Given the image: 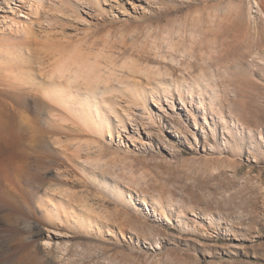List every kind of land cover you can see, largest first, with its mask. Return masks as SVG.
Returning a JSON list of instances; mask_svg holds the SVG:
<instances>
[{"label": "rangeland", "instance_id": "obj_1", "mask_svg": "<svg viewBox=\"0 0 264 264\" xmlns=\"http://www.w3.org/2000/svg\"><path fill=\"white\" fill-rule=\"evenodd\" d=\"M6 1L16 2L0 0L1 9ZM26 1L42 7L39 22L35 10L21 17L36 32L31 44L40 34L59 48L51 66L75 62L81 80L115 90L106 125L61 119L54 138L40 136L36 94L0 90L20 135L17 146L0 139V174L15 181L0 175V264H264V11L255 0ZM9 20L0 44L26 45ZM27 55L11 79L25 80ZM170 93L174 111L152 106ZM142 114L153 122L141 124Z\"/></svg>", "mask_w": 264, "mask_h": 264}, {"label": "bare ground", "instance_id": "obj_2", "mask_svg": "<svg viewBox=\"0 0 264 264\" xmlns=\"http://www.w3.org/2000/svg\"><path fill=\"white\" fill-rule=\"evenodd\" d=\"M6 2H7L6 5H7V7H9V9L7 10L5 8L4 9L0 8L1 11L3 12V13H0V22L1 23L3 22L6 24V20L8 19V17H10V20L11 19L13 20L12 22L9 20L11 22L9 24L10 34H14V38H15V36L20 35V34L17 35V32L18 33H20L19 31H22L23 33L25 32L23 37L26 41V45L23 46V45H21V42H16L18 39L15 42H13L14 40L11 41L12 43L10 42V46H8V47H7L8 44L6 46H4L5 44L4 45L0 44V50H1L0 52L5 54V58L3 55H2L3 58H0V90L1 91L2 90L11 91V92L12 91H20V92H27V93L30 92V95L36 94V96H38V98L42 102V108H43V112H44L43 113L42 111H40V114L42 115L41 116L42 117L41 122L46 128H49L48 131L44 130L46 128H42V130H40V133H41L40 136H45V137H49V138L56 137L55 135H57V133L61 132L60 131L61 130L60 129L61 128L60 120L61 119H65V120H68L70 122L71 121L77 122L79 124H82L83 126L93 128L96 130H98L100 127L102 128L105 124L103 119L107 118L105 112L103 111V106L106 108L108 107V109L111 108V106H110V102H111L110 96L111 95L109 96L108 95L109 92L107 94V91L112 92L115 90V88H112V86H108L106 83L107 81L104 82V84L102 85V82L105 81V79L102 81L100 79H98L93 84H89L87 82H84L83 81L84 77L82 80L80 79L81 72L83 73V71H82L83 68L81 69L80 66L76 67L77 63H75V62H74V64H76L75 66L73 64L71 66L68 63L66 65L63 63L57 64V61L59 60L58 59L57 61L53 62V66H51L52 63H50V61L56 60L54 58L56 57V54L57 55L59 54L58 53L59 48H57L55 46L56 43H54L52 41L53 38H52V40H50L51 39L50 37H48V38L46 37L48 40L46 39V41H44V40H42L44 35L42 37H40V34H39V37L42 39L38 40L39 37H36L38 40V41L36 40V45H34L35 43L31 44V42L34 41L36 32H33V30L28 26V24H25V22L21 18V17H24L28 20H31V17L34 16L35 11H36L35 13H37V14L33 18H37V19L40 18V17H38V15H39V10L42 7L40 9H38V7H36V10H35L33 4L31 2L27 3L26 0H16V2H14V5H12V6L9 4L8 1H6ZM255 2L257 3L259 9L264 11V5L262 3V0H255ZM38 3H40V2H38ZM36 4H34V5H36ZM9 13L14 15V17L10 16ZM40 14H42V13H40ZM15 17L19 18L17 20V22L19 23V26H16V24H15L14 25L15 29H14L13 23H16ZM34 20L39 22V19L38 20L34 19ZM34 20H32V21H34ZM38 25L40 26V24H38ZM1 31L3 32V29ZM40 31H41V33H43L42 30H40ZM47 33H48V31H47ZM47 36H49V35H47ZM10 38H12V36ZM25 41H23V42H25ZM18 47H20V48L17 49ZM21 49H26V52L29 53V55H27L28 60L26 61L27 64L25 66V69L23 68L26 71L25 75L27 74L26 77L23 74L25 77V80L23 82L22 81H15L16 79H11L12 76H10L12 73H15L17 75L22 70L23 66L21 67V65H19V64L16 65V63L20 62V61H18V60H20V59H18V56L21 54ZM258 49L264 52V34H263V38H261L259 41ZM255 53L258 54V52H255ZM1 54H0V56H1ZM256 54H253V55L256 56ZM257 56H259V55H257ZM58 58H60V57H58ZM33 62H35L36 66H37L36 68L38 69V72L33 69V64H32ZM21 64H24V63L22 62ZM78 65H79V63H78ZM93 79H95V78H93ZM118 89H121V88H118ZM141 89L139 87H137V89L135 90L136 93L134 95L132 94L133 98L137 102L139 99L145 98L144 93ZM125 92L127 94V91H125ZM164 92H165V90L163 91V93ZM121 93H122V91H121ZM162 96L164 98L166 97V99L161 98V95H159V94H156L155 97H152V103H151L152 106H154L157 109H162V110L166 111L165 110V104H166V106H168V108H170L172 111H174V106H172V103H167L169 101L167 99V97L171 98V93H170V95L164 94ZM183 100L184 99H182L181 104L183 106H186V104ZM201 103H202V101H201ZM201 105L204 106L203 103L200 104V106ZM3 113H4V110L2 107V108H0V139L4 140L5 143H7V144L8 143H15L19 139L20 135L17 134V130L15 129V126L13 125V123H11L12 121H10V119L5 118ZM164 115L169 116L170 118H173V114L168 115L167 113H164ZM142 116H143V114H142ZM142 116H141V118L139 117L137 119L139 122L141 121V124L143 123V125H145L146 122H150V124L153 122V121H151L152 120L151 117L150 118L148 117V119L145 120L146 117H144V116L142 117ZM133 119H134V117H133ZM39 122H40V120H39ZM239 123L243 124V122H241V119H240ZM260 125H261L260 123H255V126L258 129L260 128ZM37 128H39V127H37ZM133 128L131 130L135 131ZM248 128L251 131L254 129L256 130V128L253 126H249ZM135 132L138 133L137 130ZM259 134H260L259 140H263L264 139L263 133L260 131ZM108 135L111 136L110 130L108 132ZM16 146H17V144H16ZM18 146H19V144H18ZM16 148H18V147H16ZM13 153L10 152V154H13ZM30 153H32V152H30ZM11 156H13V155H11ZM15 157H16V155H15ZM2 174H4V173H2ZM2 174H0V175L2 176ZM3 176H4V178L1 177L2 179H4V180L8 179L9 182H15V181H12L14 174L9 172V174H4ZM6 189H8V190H6L5 193H7L9 196L12 197V194L10 193L11 188H9V186H8V187H6ZM48 242H46V243H48Z\"/></svg>", "mask_w": 264, "mask_h": 264}]
</instances>
